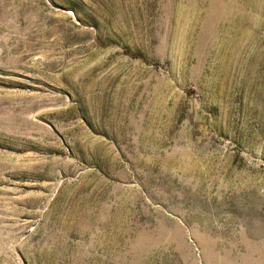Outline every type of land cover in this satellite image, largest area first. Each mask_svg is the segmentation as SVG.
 <instances>
[{"label":"rangeland","instance_id":"374dc122","mask_svg":"<svg viewBox=\"0 0 264 264\" xmlns=\"http://www.w3.org/2000/svg\"><path fill=\"white\" fill-rule=\"evenodd\" d=\"M0 264H264V0H0Z\"/></svg>","mask_w":264,"mask_h":264},{"label":"bare ground","instance_id":"6f19581e","mask_svg":"<svg viewBox=\"0 0 264 264\" xmlns=\"http://www.w3.org/2000/svg\"><path fill=\"white\" fill-rule=\"evenodd\" d=\"M215 13H216V9L213 7L212 12H209L208 15H209L210 18H212L215 15Z\"/></svg>","mask_w":264,"mask_h":264}]
</instances>
